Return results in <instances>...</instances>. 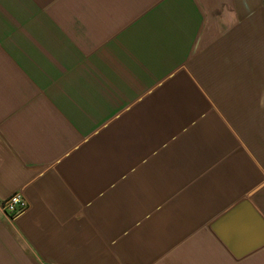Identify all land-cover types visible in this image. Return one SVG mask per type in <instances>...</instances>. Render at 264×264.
<instances>
[{"label":"crops","instance_id":"crops-1","mask_svg":"<svg viewBox=\"0 0 264 264\" xmlns=\"http://www.w3.org/2000/svg\"><path fill=\"white\" fill-rule=\"evenodd\" d=\"M245 201L264 0H0V264H264L213 228Z\"/></svg>","mask_w":264,"mask_h":264},{"label":"water","instance_id":"water-1","mask_svg":"<svg viewBox=\"0 0 264 264\" xmlns=\"http://www.w3.org/2000/svg\"><path fill=\"white\" fill-rule=\"evenodd\" d=\"M213 228L237 257L264 246V218L249 201L232 209Z\"/></svg>","mask_w":264,"mask_h":264},{"label":"built area","instance_id":"built-area-1","mask_svg":"<svg viewBox=\"0 0 264 264\" xmlns=\"http://www.w3.org/2000/svg\"><path fill=\"white\" fill-rule=\"evenodd\" d=\"M29 204L22 193H17L10 197L3 206L4 212L12 217L24 214L28 210Z\"/></svg>","mask_w":264,"mask_h":264}]
</instances>
